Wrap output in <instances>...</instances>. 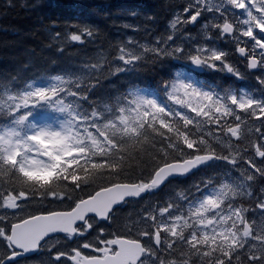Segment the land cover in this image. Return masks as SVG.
<instances>
[{
	"label": "snow or ice",
	"instance_id": "6c2138e0",
	"mask_svg": "<svg viewBox=\"0 0 264 264\" xmlns=\"http://www.w3.org/2000/svg\"><path fill=\"white\" fill-rule=\"evenodd\" d=\"M18 7L46 42L0 68V264H264V0Z\"/></svg>",
	"mask_w": 264,
	"mask_h": 264
},
{
	"label": "trees",
	"instance_id": "16d2710c",
	"mask_svg": "<svg viewBox=\"0 0 264 264\" xmlns=\"http://www.w3.org/2000/svg\"><path fill=\"white\" fill-rule=\"evenodd\" d=\"M163 1L167 3L165 0L150 1L145 9L154 7ZM13 2L17 4V7L8 9L6 14H0V68L15 65L20 59L24 58L21 54L26 49L36 47L39 51L42 46V41L46 42V37L42 32H35L33 34L37 28V22L34 16L28 15L25 11L19 9V0H13ZM55 2L56 0H52L53 4ZM87 2L91 5H97L109 13L127 8L145 10L136 3V0H87ZM175 2H179V0H175ZM4 3L5 0H0V6ZM56 11L79 20H87L90 23L99 25L102 29L101 39L105 45H107L109 38L115 39L118 35L121 37L124 35H142V33H125L122 30L118 31L116 28L110 27V20L114 17L110 16L108 19H104L95 11L88 10L83 15L73 9H58ZM115 19L119 20L120 17H115ZM75 51V48L67 49V52ZM67 52L64 56L65 62L71 59V57L67 56ZM48 54H50V50L45 49L43 55Z\"/></svg>",
	"mask_w": 264,
	"mask_h": 264
},
{
	"label": "bare ground",
	"instance_id": "6f19581e",
	"mask_svg": "<svg viewBox=\"0 0 264 264\" xmlns=\"http://www.w3.org/2000/svg\"><path fill=\"white\" fill-rule=\"evenodd\" d=\"M153 0H136V3L138 5H140V7H142L143 9L146 8V5ZM166 2H170V0H165ZM164 2V1H163ZM133 23H135V21H132ZM126 33H130V32H126Z\"/></svg>",
	"mask_w": 264,
	"mask_h": 264
}]
</instances>
